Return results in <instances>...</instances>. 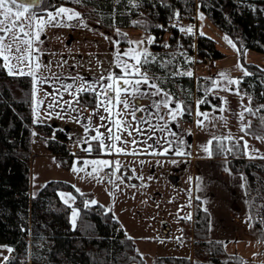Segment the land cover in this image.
Returning a JSON list of instances; mask_svg holds the SVG:
<instances>
[{
  "label": "trees",
  "instance_id": "trees-1",
  "mask_svg": "<svg viewBox=\"0 0 264 264\" xmlns=\"http://www.w3.org/2000/svg\"><path fill=\"white\" fill-rule=\"evenodd\" d=\"M102 16L101 26L134 27L153 34L145 57L141 55V73L154 80L163 90L180 100L181 118L193 120V100L180 96L176 86L195 87L200 108L219 103V97L209 91L210 79L177 74L178 58L164 53L165 45L196 50L201 59H215L224 54L213 38L183 32L173 24L176 14H192L199 8L211 22L226 33L242 49L264 53V0H84ZM58 0H43L32 10L42 13L59 6ZM169 32L165 40L164 35ZM164 40V41H163ZM125 43L126 40H120ZM166 41V42H165ZM165 42V44H164ZM250 75L240 78V87L249 94L253 107L264 112V67L244 63ZM156 77H155V76ZM159 76V77H158ZM158 77V78H157ZM32 77L9 75L0 59V244L12 251L0 264H145L134 240L101 203L88 202V195L77 192L70 183L61 180L46 182L35 195L29 192V161L31 134L36 129L45 139L48 150L61 157L66 134L44 122H34L31 113ZM80 100L93 104L95 96L82 92ZM264 122V116L263 120ZM264 134V126L261 127ZM211 156H224L228 167L239 172L252 226L264 240V158L250 159L243 155L242 144L233 139H213ZM231 149V151H228ZM124 179L131 182L128 174ZM60 189L75 195L78 217L73 226L69 220V205L59 196ZM193 228L197 230L193 256L160 255L153 264H241V258L229 255L220 239L209 236V214L195 200ZM204 261H203V260Z\"/></svg>",
  "mask_w": 264,
  "mask_h": 264
},
{
  "label": "rangeland",
  "instance_id": "rangeland-1",
  "mask_svg": "<svg viewBox=\"0 0 264 264\" xmlns=\"http://www.w3.org/2000/svg\"><path fill=\"white\" fill-rule=\"evenodd\" d=\"M58 2V7L73 8L80 13L79 17L88 22L97 23L105 34L121 44L117 50L122 54L130 49H136L137 53L148 52L150 50L149 41H159L155 40L153 34L148 31L134 27L112 26L108 29L101 26L102 16L92 6L86 5L84 0H80L79 3L76 0H58ZM31 11L36 14L38 20L41 18L47 20V13L52 12L47 10L36 13L32 9ZM184 18L185 20L174 18L173 24L180 30L191 28L192 31L189 33L195 36L197 33H202L213 38L216 48L224 54L215 59H201L196 50L189 52L184 47L173 48L167 45L163 48L164 53L172 52L173 56L177 55V74L187 75L186 73L191 72L195 80L199 77L205 80L209 78V91L219 97V103L210 108H200L198 105L200 99L196 95L195 87L176 86L180 96L190 97L193 100V120L185 123V126L191 136L196 156L207 155L208 152L204 149L208 147L209 151L211 150V144L208 142L213 139H233L236 142L240 141L243 155L246 158L264 157V140L260 139L264 138L261 130L264 126L262 121L264 112H259L261 105L253 107L249 94L240 87V83L238 85L228 83V79L240 81L244 75V71L237 67L238 64L242 65L244 70H246L244 63L248 62L264 67V53L249 48H240L197 7L192 14H186ZM22 22L25 24L26 31L32 33L36 30L35 27H27V20ZM70 22L71 20L62 15L57 17L52 24H45L39 41L34 40L31 49L21 44L20 41H13L11 33L4 40V44L11 45L12 57L27 55L31 51L32 70L35 69L36 63L40 67L42 63L50 65L56 58L59 60L69 56L73 60L76 54L73 56V53L65 50L66 45L69 44L66 32ZM53 24H58V26H53ZM168 35L169 32L164 35L165 40ZM123 39L126 40L125 43L120 42ZM129 41L139 43H129ZM18 44L21 48L20 53L15 51ZM101 52L97 57L100 62L97 70H102L104 61L110 59L107 52ZM90 55L92 54H85L84 58ZM123 60L128 61L129 64L134 63L124 55ZM11 64L17 70L23 68L26 73L30 70L28 62L19 63L17 59H12ZM222 72L226 74L227 79L221 78L219 74ZM246 109H251V111ZM200 113H206L207 117ZM31 139V150L33 151L29 161V192L31 195H35L50 180L65 181L70 183L76 191L79 189L77 192L87 194L88 202H99L110 211L124 232L134 240L136 249L143 257L145 264H153L154 259L160 255H178L188 258L193 256L195 236L198 232L193 228V207L195 205L192 197L193 177L190 172L185 175L188 161L166 154L152 161L140 158L124 159L117 164V160L109 156L98 155L92 159H85L80 166H77L75 162L73 167L84 170L74 172L73 167L63 169L50 156L42 154L43 147L34 131ZM245 142H247V147H245ZM93 160L109 161L110 166L85 164V161ZM93 168L98 171L94 172ZM127 173L131 181L137 180L136 184L124 179L123 176ZM173 176L176 182L173 181ZM58 193L63 201L67 199V194L74 197L66 203L69 205V220L74 226L78 217L75 195L68 189H60ZM61 193L66 194L65 197H61ZM73 209L77 212L74 223ZM162 221H166L169 226L167 232L162 230ZM8 248L11 247L7 244H0V263L5 261V257L10 256Z\"/></svg>",
  "mask_w": 264,
  "mask_h": 264
},
{
  "label": "crops",
  "instance_id": "crops-1",
  "mask_svg": "<svg viewBox=\"0 0 264 264\" xmlns=\"http://www.w3.org/2000/svg\"><path fill=\"white\" fill-rule=\"evenodd\" d=\"M58 8L50 11L55 12ZM68 9L76 12L73 8ZM68 25L66 33L69 44L65 50L73 53V56L76 54V58L73 60L69 56L59 60L56 58L57 61L54 60L50 65L42 63L38 70L33 69L38 83L34 90L32 78L31 113L34 122L48 123L53 128L63 130L68 141L78 140L83 148H91L94 153L90 156L69 158L64 155L59 158L48 150L45 139L33 129L43 147L42 154L50 156L63 169L72 168L75 162L80 166L85 159H92L98 155L109 156L118 163L124 159L137 158L152 161L166 154L183 158L188 161L185 175L190 172L193 177L192 197L198 200L209 214V236L222 240L225 252L241 258V264H264V240L259 239L252 226L242 174L231 171L228 159L224 156L214 157L208 153L196 156L191 136L185 126L186 122L181 118V114L174 120L169 115L170 109L175 111L176 106L181 105L180 100L163 90L148 76L147 83L143 82L141 76L128 77L133 81L132 85L119 82V87L129 89L128 93H121V99L126 98L128 101L127 109L122 104H117L115 99L112 100V105H109L106 97H98L97 93L112 83L106 79L110 73L114 78L123 75L116 64V53L121 44L105 34L97 23L88 22L84 18H73ZM101 51L107 52L110 59L104 61L102 70H97L100 63L97 57ZM88 53L92 55L84 58ZM120 59L123 60V55ZM2 62L5 65L3 60ZM136 80H141V83L135 85ZM69 85L71 87H68ZM82 87L96 90L83 91L94 94L93 104L80 100L82 92L78 90ZM133 87H137L138 91L133 93ZM108 97H115V92L109 91ZM102 99L105 103L98 108L97 105ZM41 101L37 108V102ZM165 101H170L168 107L164 106ZM50 104L54 106L49 108ZM104 107L111 108V111H104ZM133 112L135 116L132 115ZM137 128L140 132L133 130ZM109 129L112 135H119L124 142L110 140ZM97 130L102 134L100 138L106 145L115 143L124 151L117 153L115 149L111 151L101 149L98 141L92 139L97 135ZM128 132H131V135H128ZM178 151L185 155H177ZM134 183H137L136 179Z\"/></svg>",
  "mask_w": 264,
  "mask_h": 264
},
{
  "label": "snow or ice",
  "instance_id": "snow-or-ice-1",
  "mask_svg": "<svg viewBox=\"0 0 264 264\" xmlns=\"http://www.w3.org/2000/svg\"><path fill=\"white\" fill-rule=\"evenodd\" d=\"M42 2H43V0H35L36 4H39ZM76 2L79 3L80 0H76ZM33 6H34L33 4L21 2V0H0V59H2L3 61L6 62L4 66L7 68L9 75L18 74V75L32 76L33 82H34V90H36L35 85L38 82L36 81L35 71L32 70V61H31L32 52L29 51L27 53V55H20L18 57H12L11 56L12 47L10 44L5 45L4 40L7 38L8 34L11 33L13 41H20L21 44L27 45L28 48L31 49L33 41L34 40L39 41L40 34L43 31L45 24H52L53 21H55L57 17H60L62 15H67L68 20H72L73 18H79L80 13L74 12L68 8H65V7H59L55 11V13H53V12L47 13V20H44L43 18L38 20L36 14L31 11ZM176 15L179 16V13H177ZM201 19H203L202 15H201ZM23 20L28 21V24H27L28 28L35 27L36 30L33 31L32 33L26 31L25 30V24L22 22ZM53 26H58V24H53ZM181 31L191 32L192 29L191 28H188V29L182 28ZM30 36L32 37L31 39L29 38ZM129 43H139V42L129 41ZM149 43H151V40L149 41ZM229 43H231V42L229 41ZM233 47H235V45H233ZM15 51L17 53L21 52V48H20L19 44L15 48ZM121 55L127 56L130 60L135 61V63L129 64L128 61L121 60L120 59ZM141 55H143L145 57L143 63L146 64L147 63V59H146L147 53H137L136 49H130V50L124 52L123 54H121L119 51H117V53H116V64H117V67L122 70L123 75L120 76L119 78H114V75L110 73L106 79H108L112 83L106 85L102 91L97 93V96L98 97H106L107 103L109 105H112V100L115 99L117 104H122L123 107L125 109H127L129 107L128 101L126 98L121 99V93H128L129 89L119 87V82L123 81V83L126 85H132L133 81L128 78L131 76H141L144 83L148 82L147 76L143 75L140 71V69L143 67V64L141 63ZM12 59H17L19 63L28 62L30 70L27 73L24 71L23 68H19L17 70L15 68V66H13L11 64ZM39 67H40V65L38 63H36L35 69L38 70ZM237 67H240L244 71L245 76L250 75V73L247 72V70L243 69L242 65L238 64ZM186 74L189 76L192 75L191 72H188ZM219 75L221 76L222 79H227V76L225 73L222 72ZM102 79H104V78L102 77ZM140 83H141V80L135 81V85H139ZM228 83L238 85L240 83V81L228 79ZM68 87H71V86L69 85ZM153 87H155V85H153ZM86 90H91L94 92L96 91L95 89H85L83 87L81 89H79L78 91L83 92ZM109 91L115 92V97H108ZM132 91H133V93H135L136 91H138V88L133 87ZM158 92H159V89L157 90V94H158ZM165 95L167 96V94H165ZM41 103H42V101L37 102V108H39ZM104 103H105V100H103V99L100 100L97 107L99 108V107L103 106ZM169 103H170V101H165L164 106L168 107ZM199 103H203V101H200ZM53 106H54L53 104L48 105L49 108H51ZM246 110L251 111V109H246ZM104 111H106V112L111 111V108L104 107ZM182 111H183L182 106L178 104L176 106L175 111H173L171 109L169 110V115L174 120L177 115L182 114ZM49 115H50V113H49ZM117 115H119V112L117 113ZM132 115L135 116V113L133 112ZM200 115H204L205 117H207L206 113H200ZM37 119H38V114H37ZM101 119H104V117H101ZM161 119H163V117H161ZM241 119H243L242 115H241ZM119 126H121V125H118V127ZM133 130L140 132L139 128L133 129ZM161 130H163V129H161ZM108 131H109V137L108 138L110 140L120 141L122 143L124 142V141H121V137L119 135H112L111 129H109ZM125 131H127V129H125ZM101 135L102 134H100L99 131L97 130V135L92 137L93 140L98 141L101 149H105L108 151L115 149V151L117 153L124 151V149L117 147V145L115 143H113L111 145H106L104 140L100 138ZM128 135H131V132H128ZM260 139L264 140V138H260ZM132 143H135V141H132ZM208 143L211 144L212 141H209ZM245 147H247V142H245ZM204 150L206 152H208L209 156H211L212 153L209 151L208 147H205ZM228 151H231V149H228ZM166 152H167V149H165V153ZM165 153H160V154H165ZM133 154H135V153H133ZM177 155H185V153L178 151ZM261 158H264V157H261ZM89 163L92 165L101 164L104 166H110L109 161H96V160L85 161L86 165ZM117 164H118V162H117ZM72 170L74 172H78V171H83L84 169L83 168L77 169V168L73 167ZM118 170L119 169L117 168V171ZM93 171L96 172V171H98V169L93 168ZM88 175H92V173H88ZM77 191H79V189H77ZM60 195H61V197H65L66 194L61 193ZM70 199H74V197H72L70 194H67V199H65L64 202L68 203V200H70ZM91 203L95 204L96 201H91ZM76 215H77V212L75 209H73V223L75 222ZM7 250L9 252L12 251L11 248H8ZM4 259L6 261L8 258L5 257Z\"/></svg>",
  "mask_w": 264,
  "mask_h": 264
},
{
  "label": "built area",
  "instance_id": "built-area-1",
  "mask_svg": "<svg viewBox=\"0 0 264 264\" xmlns=\"http://www.w3.org/2000/svg\"><path fill=\"white\" fill-rule=\"evenodd\" d=\"M65 149L68 154L73 156L83 155L90 156L93 155V150L91 148H83L82 144L78 140L66 141Z\"/></svg>",
  "mask_w": 264,
  "mask_h": 264
},
{
  "label": "water",
  "instance_id": "water-1",
  "mask_svg": "<svg viewBox=\"0 0 264 264\" xmlns=\"http://www.w3.org/2000/svg\"><path fill=\"white\" fill-rule=\"evenodd\" d=\"M21 2L36 5L35 0H21ZM172 179L174 182H176V178L174 176L172 177ZM168 228H169V226L166 224V221H162L163 232H167Z\"/></svg>",
  "mask_w": 264,
  "mask_h": 264
}]
</instances>
